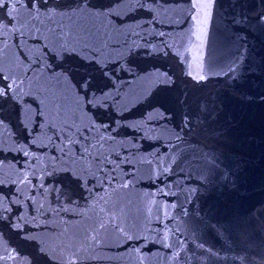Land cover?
Instances as JSON below:
<instances>
[{"label": "water", "instance_id": "water-1", "mask_svg": "<svg viewBox=\"0 0 264 264\" xmlns=\"http://www.w3.org/2000/svg\"><path fill=\"white\" fill-rule=\"evenodd\" d=\"M5 245L264 264V0H0Z\"/></svg>", "mask_w": 264, "mask_h": 264}, {"label": "snow or ice", "instance_id": "snow-or-ice-1", "mask_svg": "<svg viewBox=\"0 0 264 264\" xmlns=\"http://www.w3.org/2000/svg\"><path fill=\"white\" fill-rule=\"evenodd\" d=\"M3 219H7V217H4ZM11 230L13 232L22 231V225L20 223H15L11 225ZM5 245L3 254L0 255V264H9V261H12L13 264H16V261L19 259V253L15 248H11ZM26 264V262H25Z\"/></svg>", "mask_w": 264, "mask_h": 264}]
</instances>
